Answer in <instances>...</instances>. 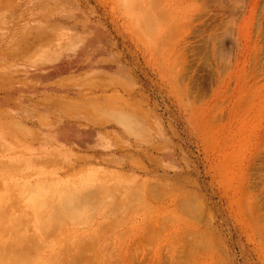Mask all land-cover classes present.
Returning a JSON list of instances; mask_svg holds the SVG:
<instances>
[{
    "label": "rangeland",
    "instance_id": "obj_1",
    "mask_svg": "<svg viewBox=\"0 0 264 264\" xmlns=\"http://www.w3.org/2000/svg\"><path fill=\"white\" fill-rule=\"evenodd\" d=\"M0 238L264 264V0H0Z\"/></svg>",
    "mask_w": 264,
    "mask_h": 264
},
{
    "label": "bare ground",
    "instance_id": "obj_2",
    "mask_svg": "<svg viewBox=\"0 0 264 264\" xmlns=\"http://www.w3.org/2000/svg\"><path fill=\"white\" fill-rule=\"evenodd\" d=\"M57 190H59L58 188H56V191ZM43 201V200H42ZM42 201H39V202H35L34 204L37 206L36 208H39V207H42L43 205V203H42ZM47 202V201H46ZM45 203V202H44ZM50 203V202H49ZM49 203H47L48 205H47V207L49 206ZM51 205V204H50ZM30 206V205H29ZM70 207V206H69ZM44 208V207H43ZM46 208V207H45ZM83 208V207H82ZM82 208H81V210H82ZM79 210V209H78ZM75 211V210H74ZM70 212V211H69ZM77 213H79V212H77ZM71 214H73V213H71ZM7 230V229H6ZM45 230H46V228H45ZM47 230H48V228H47ZM15 231H16V229H15ZM19 232V231H18ZM20 236V235H19ZM1 239V238H0ZM37 238H35V240H36ZM49 241V240H48ZM28 242V241H27ZM26 243V242H25ZM0 244H1V241H0ZM32 246H33V244H32ZM27 247H29V246H27ZM1 250H2V248H0ZM28 250H30V248H28ZM82 251H84V250H82ZM24 253H26V251L24 252ZM64 254H66L67 255V253L66 252H64ZM1 256V255H0ZM28 257H29V255H28ZM4 258V257H3ZM66 258V257H65ZM73 258V257H72ZM25 259V258H24ZM27 260H29V258L27 259ZM26 260V261H27ZM74 261H75V259H73ZM5 261H6V259H5ZM64 261V260H63ZM62 261V262H63ZM73 261V263L75 264V262ZM20 262V261H19ZM53 262L51 261V260H48V264H52ZM17 264V263H16ZM62 264V263H61ZM65 264V263H64ZM71 264V263H70Z\"/></svg>",
    "mask_w": 264,
    "mask_h": 264
}]
</instances>
